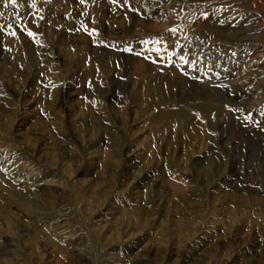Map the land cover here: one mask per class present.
<instances>
[{"label": "rangeland", "instance_id": "rangeland-1", "mask_svg": "<svg viewBox=\"0 0 264 264\" xmlns=\"http://www.w3.org/2000/svg\"><path fill=\"white\" fill-rule=\"evenodd\" d=\"M253 2L0 0V264H264Z\"/></svg>", "mask_w": 264, "mask_h": 264}, {"label": "bare ground", "instance_id": "bare-ground-1", "mask_svg": "<svg viewBox=\"0 0 264 264\" xmlns=\"http://www.w3.org/2000/svg\"><path fill=\"white\" fill-rule=\"evenodd\" d=\"M58 1V0H57ZM241 1V0H240ZM254 2L251 4V9H252V12H251V14H252V18H253V21H252V25H253V28H254V32L258 35L257 36V38L255 39V40H253L252 41V43L250 44V45H253L254 46V48H255V44H258V42L259 41H261V38L264 36V0H253ZM63 2V1H62ZM64 3V2H63ZM249 3V2H248ZM59 4H60V2H59ZM65 4V3H64ZM61 5V4H60ZM139 5V4H138ZM250 7V6H249ZM142 9L141 10H145V9H148L149 7H148V5H147V3H146V6L145 5H143L142 7H141ZM67 9V8H66ZM140 9V8H139ZM100 11V10H99ZM241 14V13H240ZM144 15V14H143ZM151 16V15H150ZM249 18V17H248ZM64 19V18H63ZM62 19V20H63ZM238 23V22H237ZM254 23H255V25H254ZM229 24V23H228ZM226 26H228V25H226ZM122 27H124V26H122ZM227 30V29H226ZM242 30V29H241ZM249 30V29H248ZM250 31V30H249ZM230 32H232V31H230ZM237 32H238V30H237ZM255 34V35H256ZM113 35V34H112ZM251 35V34H250ZM66 37V36H65ZM252 38V37H251ZM250 38V39H251ZM264 38V37H263ZM232 40H234V39H232ZM252 40V39H251ZM248 42V41H247ZM249 43V42H248ZM264 44V43H263ZM262 44V45H263ZM261 45V46H262ZM251 47V46H250ZM257 48H259L258 46H257ZM248 49V48H247ZM253 49V48H252ZM256 49V48H255ZM80 51V50H79ZM250 51V50H249ZM252 52V51H251ZM261 53V52H260ZM262 56H263V54H262ZM260 57H261V55H260ZM263 59V58H262ZM250 60V59H249ZM258 65H259V63H258ZM144 66V65H143ZM141 70H143V69H141ZM142 72H144V71H142ZM153 72V71H152ZM152 75V74H151ZM156 85V84H155ZM156 87H158V86H156ZM16 90H17V88H16ZM148 90V89H147ZM154 92V91H153ZM158 92V91H157ZM151 93H152V90H151ZM147 94H148V92H147ZM145 96L147 97L148 95H146L145 94ZM149 97V96H148ZM147 99V98H146ZM260 103V102H259ZM150 108V107H149ZM166 112V111H165ZM168 113V112H167ZM180 113H182V112H180ZM180 113H178V114H180ZM176 115H171V114H168V115H165L164 113H160L159 115H158V117L156 118L158 121H160V122H165L164 124L165 125H168L167 127H170V125L169 124H167V123H169V121L171 120V121H173L174 123H176V125L177 124H183L182 123V121L181 120H184V118H182V117H186V116H183V114H182V117H179L180 115H178L177 113H175ZM153 115V114H152ZM154 115H156V114H154ZM5 116V115H4ZM180 118H182L181 120H180ZM187 119V118H186ZM15 120V119H14ZM185 121V120H184ZM147 123V122H146ZM149 124V123H148ZM155 124V123H154ZM164 125V126H165ZM155 128H158V126L157 127H155ZM160 128V127H159ZM153 129V128H152ZM163 129V128H162ZM167 129V128H166ZM164 130V129H163ZM162 130V132L161 133H163L164 131ZM168 130V129H167ZM173 130V129H172ZM157 132V131H156ZM159 133V132H158ZM159 135H160V133H159ZM147 148V147H146ZM148 149V148H147ZM148 150H150V149H148ZM148 154V153H147ZM144 155H145V153H144ZM143 155V156H144ZM33 156H34V154H33ZM148 156V155H147ZM152 157V156H151ZM143 159V158H142ZM154 160V159H153ZM149 161V160H148ZM147 163V162H146ZM67 168V167H66ZM69 169V168H68ZM70 170V169H69ZM182 181V180H181ZM179 183V182H178ZM178 185V184H177ZM177 185H175L176 187H177ZM181 186V185H180ZM179 186V187H180ZM182 188V187H181ZM180 188V189H181ZM178 189V188H177ZM51 194V193H50ZM9 210H10V208H9ZM8 210V211H9ZM12 212V211H11ZM10 212V213H11ZM9 213V212H8ZM260 213V212H259ZM245 221V220H244ZM8 222H9V220H8ZM9 223H11V222H9ZM10 225V224H9ZM129 231H130V229H129ZM190 232V231H189ZM69 233V232H68ZM65 236V235H64ZM50 238V237H49ZM62 238V237H61ZM64 244V243H63ZM67 247V246H66ZM57 248V247H56ZM60 248V247H59ZM58 248V249H59ZM33 249V248H32ZM57 251V250H56ZM59 251V250H58ZM36 252V251H35ZM226 252V251H225ZM57 253V252H56ZM227 253V252H226ZM60 254V253H59ZM7 255V254H6ZM61 255L62 256H64V254L61 252ZM60 255V256H61ZM225 255H227V254H225ZM58 256V255H57ZM44 257H46V255L44 256ZM53 260V259H52ZM62 262V261H61ZM49 264V263H48ZM55 264V263H54Z\"/></svg>", "mask_w": 264, "mask_h": 264}, {"label": "snow or ice", "instance_id": "snow-or-ice-1", "mask_svg": "<svg viewBox=\"0 0 264 264\" xmlns=\"http://www.w3.org/2000/svg\"><path fill=\"white\" fill-rule=\"evenodd\" d=\"M12 3L15 4L16 0H12ZM29 35H32V33H29Z\"/></svg>", "mask_w": 264, "mask_h": 264}]
</instances>
